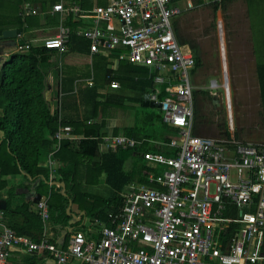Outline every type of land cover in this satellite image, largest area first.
I'll list each match as a JSON object with an SVG mask.
<instances>
[{
  "label": "built area",
  "instance_id": "built-area-1",
  "mask_svg": "<svg viewBox=\"0 0 264 264\" xmlns=\"http://www.w3.org/2000/svg\"><path fill=\"white\" fill-rule=\"evenodd\" d=\"M26 11L35 10L26 7ZM53 12L87 16L92 23L74 33L90 43V53L112 60L147 66L154 89L149 102L159 105L164 123L178 131L166 144L171 154L144 152L150 169L147 183L130 185L120 193L122 204L105 220L93 219L94 228L74 233L66 247L49 242L43 234L33 241L16 234L3 222L0 210V264L14 248L27 253L47 251L56 264H264V143H251L230 134L199 136L193 132L192 50L175 34L174 19L183 11L178 0H110L90 11L77 5ZM71 37L60 26L55 37L44 41L47 49L63 52ZM21 38V37H20ZM29 43H17L15 53ZM93 83L88 81V85ZM166 95L160 99L161 87ZM118 88L117 81L109 83ZM211 87L219 85L211 82ZM228 131L233 130L231 103L222 84ZM92 121H88L91 123ZM69 125L54 132V150L64 140L77 141ZM106 149L135 147L123 134L94 136ZM56 169H49L54 181ZM43 224L49 219L47 200L37 202Z\"/></svg>",
  "mask_w": 264,
  "mask_h": 264
},
{
  "label": "trees",
  "instance_id": "trees-1",
  "mask_svg": "<svg viewBox=\"0 0 264 264\" xmlns=\"http://www.w3.org/2000/svg\"><path fill=\"white\" fill-rule=\"evenodd\" d=\"M228 2L230 0H213L214 11L218 8L224 10ZM78 7L83 10L82 4ZM72 21V16H68L65 21V25L67 24L71 30V37L68 47L63 52L57 54L56 49H47L44 46V39L46 38L40 39L35 44L29 43L30 49L28 51L13 53L9 56L8 62L2 67L0 82V191L8 187V177L11 175L26 174L31 178L40 180L39 190L49 196V217L53 227H56L55 229L67 225L69 216L66 209L69 201L72 204H77L90 219L105 220L108 213L117 211L121 206L122 197L120 193L123 192L125 185L130 182L147 183L148 169L139 153L151 150L164 154L172 153L170 148L152 146L147 143L138 147L136 152L115 149L99 155L98 140L91 138L97 136L104 127L111 109L125 107L123 104L126 101L142 104L143 96L154 89L153 76L156 72L147 66L120 61L117 68L113 70L112 60L102 55L96 56L89 68L93 71L94 85L92 84L93 86L90 88H84L79 93L83 99L84 115L64 118L60 116L58 111L51 113L49 102L44 95V90L48 86L46 82L48 72L53 69L61 71V92H63L66 84V77L62 76V73L66 71L58 64V56H63L67 48L69 51L75 50L84 54L90 52L89 41L76 36L74 33L77 27L87 24H81V21L78 20L75 25ZM16 23L22 24V20L17 18ZM174 26L178 41L184 43L176 23ZM190 47L195 58V66L191 70L194 72L200 66L201 59L194 43H191ZM88 71L86 76L90 74V70ZM67 80V85L73 86L74 77L67 75ZM112 80L119 81L124 90L135 92L136 97L130 98L120 90L108 89L105 93L100 92V89L106 88ZM164 88L165 85L161 87L160 99L166 95ZM197 93L198 91H193L194 134L197 133V127L200 124ZM142 112L145 119L144 124L136 123L132 128H127L126 135L137 139L152 138L167 141L168 138L165 135L158 137L144 127V125L152 127L151 121L154 117L161 123V127H165L169 131H165L169 135L178 131L176 127L162 122V114L161 116L154 115L147 109L142 110ZM92 120H96V122L92 123ZM88 121L92 122L88 123ZM66 124L72 127L75 135L83 138L77 141H62L53 155V158L59 163L54 181L63 182L65 188V195H63L61 188L55 185L49 188L45 184L44 181L49 180V170L39 166V159L42 151L51 150L55 144L53 135L59 125ZM153 131L157 133L156 130L153 129ZM132 153L135 154L133 166L135 170L127 172L124 170V165L126 160L133 155ZM87 174L90 175V178L86 176ZM102 176H104L103 181L114 192L112 197L108 199L90 194L84 185L88 181L90 184H97L102 180ZM53 197L55 200L51 201ZM3 213L8 219L7 226L12 228L16 234L27 236L33 241L39 240L43 235L41 218L37 212L30 209L28 204L20 206L19 209H14L8 203ZM12 213L24 215V222L28 224V227L12 224Z\"/></svg>",
  "mask_w": 264,
  "mask_h": 264
},
{
  "label": "crops",
  "instance_id": "crops-1",
  "mask_svg": "<svg viewBox=\"0 0 264 264\" xmlns=\"http://www.w3.org/2000/svg\"><path fill=\"white\" fill-rule=\"evenodd\" d=\"M109 1L110 0H0V33L3 32L4 30L16 29V36L13 39H4L3 42L2 41L0 42L2 44L3 43L5 44L7 42H11L10 40L15 41L14 46L5 48L3 50V55H2L3 61L0 62V68H1L0 82H1V71H2V67L6 63V58H9L10 55L15 53L14 48L18 42L35 44L38 43L42 38L48 39L55 37L60 26L62 25L67 26V24L65 25V21L68 16H72L73 19L72 22L74 23L78 22V20L81 21L80 22L81 24L90 25L92 23V18L91 16H89L90 15L89 13L86 14L87 16H84L82 14L75 15L72 12H67L66 14L64 13L62 15L60 13L52 11L54 5L62 3L64 7H71L72 5L79 6L80 4H82L83 7L81 8H83V10L90 11L96 6H104V4H108ZM198 1L201 2L203 0H198ZM187 2L190 3L191 0H178V3L183 7V11L186 9L185 4ZM248 3H249L248 0H230V2H228L225 5L224 10L218 8L215 11L217 12L218 10H220L221 13L223 14V17L228 18L229 6L230 5L235 6L234 10L231 12V14L233 15L232 23H234L235 25H233V27L231 28L232 33L228 34L229 41H233V43L230 47L228 46L226 47V43L224 42L223 39L225 35L221 21L219 24L222 29L221 34L223 35L220 44L221 72L219 74L210 69L208 72L209 76L207 80H209L210 82L215 81L219 85V87H222L223 82L225 87V83H226L227 87L225 88L227 89V95L229 100L228 104L231 103V109H232L231 114L233 116V130L228 131V126L226 125V117H227V113H226L225 122L222 123L223 125L221 127V130L215 137H218L219 135L226 133L230 135L232 134L235 137L240 138L241 140L248 141L251 143H264V38H259L257 42L255 41V37H254L255 35H264V15L261 12L255 13L258 16L256 17L257 20L256 26L262 30V32H260L257 29V34H256L253 25L250 24L251 22L247 7ZM27 6L30 9L35 10V12L26 11ZM17 18H20L22 20V24L16 23ZM259 22L262 24H258ZM174 23H176V26L180 34L179 25L175 21V19H174ZM180 36L184 40L183 41L184 43L181 44H185L191 49L190 47L191 43L187 41L181 34ZM232 37L235 38L231 39ZM68 44L66 47H68ZM68 52L70 53L69 55L70 57L67 63L65 64V68L61 65L63 69H65L64 71L68 72V73L66 72L62 73L63 74L62 76L64 78L66 77V84L64 85L63 92H61V78H62L61 71H58L56 69H53L48 72L47 81H46L48 86L44 90V95L47 101L49 102L48 104L51 113L58 111L60 116L64 118H72L80 114L82 116L84 115L83 99L79 93L84 88L86 87L90 88L91 86L94 85L93 71L92 69H87V66H85V64H87L88 62L90 68V66L92 65V61H94L96 56H100V54H91L90 52L84 54V53L76 52L75 50L69 51V48H67L65 54ZM71 52L74 55L71 56ZM117 64L112 66L113 70L117 68L118 66ZM200 69L202 70L201 63L200 66L197 69H195L194 72H191L192 75L194 76L195 73L196 74L198 73L201 76ZM88 70H90V74H87L86 76L85 74L89 72ZM67 75L74 77L73 86L67 85L68 83ZM213 77H217V79H214ZM89 80L92 81L93 85L91 86L88 85ZM207 80L206 79L203 80V83H200L198 89L195 90L198 91L197 97L200 100L204 99V101H206L205 99L209 98V102L211 103L213 108L219 107L223 103L221 96L219 94L221 93L223 98V91L218 93L217 90L221 88L219 87L213 88L211 87V85L209 87L204 86ZM117 82L119 84L118 88H111L108 85L106 88L100 89V92L105 93L108 89L120 90L130 98L136 97L135 92H132L131 90L129 91L124 90L123 88H121L119 81ZM237 83H240L242 85L238 87ZM192 85L194 91V82H192ZM148 94L149 93H146L145 95ZM234 95H240L243 99L242 105L240 106L241 109H238V111L236 112L233 108L231 101V98ZM144 96L142 98V104H141L143 108L144 107L146 109L157 108L152 106H144L143 105ZM252 98L256 99V103H254L252 106H250V101H244V100H251ZM133 103L136 102L126 101L123 104V106L125 107L111 109L110 116L106 119L104 127L100 130L97 136H103L107 134H112V135L123 134L128 138H132L138 142V144L135 147L128 149L115 148V149H121L127 151L129 150L131 152H136V149L138 147L145 145L147 143L152 146L158 145L169 149V147L166 144L168 143L169 137L171 135H169V133H166L164 131V129L161 127V123L158 126H156V124H153L154 121L153 119L155 117L151 121L152 127L147 125H144V127L148 128L151 134L157 135L158 137L165 135L168 138L167 141H160V139L154 140L152 138L137 139L126 135L125 132L127 128H132L136 123L140 124L141 118H143V112L141 110V112H137L135 114V116H137V119H135L134 114L131 112L132 110L131 104ZM245 107L251 109L247 111L246 109H244ZM151 113H153L154 115L161 116L160 110H158V112L156 113L154 112ZM201 115L202 114H200V119L202 120ZM132 116L134 118H132ZM156 120L158 121V119ZM92 121H93L92 123L96 122V120L95 121L92 120ZM201 125L202 124L200 122L198 126ZM153 129L156 130L157 133H154ZM254 133H257V135ZM196 135H198V133H196ZM54 149L55 148L53 145L51 150L49 149L42 151L39 159V166L43 168H47L48 170L51 167L57 169L59 163L55 158H53V155L57 151V150L55 151ZM115 149H106L105 146H100L98 140L99 155H103L107 152L114 151ZM150 152H152V150ZM143 153L144 152L139 153L142 159H143L142 156ZM132 154L133 155L126 160L124 165V170L127 172L128 171L131 172L135 170L133 168L135 164V154L134 153ZM145 167L148 169L147 171L148 174L150 169L147 167L146 164ZM86 176H88V174ZM88 177L90 178V175ZM31 179L33 182V186L29 184L26 185V182H28V176L26 174H22L21 176L11 175L8 177V181H9L8 187L0 191V200L5 201V209L7 208L8 203L14 209H19L20 206L22 207L24 204L25 205L28 204L31 210L37 212L36 205L38 201L34 202L33 200L35 196L33 197L28 195L31 191H35L36 194H40L41 195L40 200L46 199L48 203L49 200V196H47L48 194H46L45 192L42 193L41 190H39L40 180L34 178ZM103 179L104 176H102V180L99 183L103 182L104 184H106L103 181ZM41 180L43 181L44 179L42 178ZM44 182L45 184H47L49 188L53 185V183L50 180ZM99 183L90 184L88 181L84 185L86 186V189L87 186L88 187L92 186L94 188L93 192L96 193L95 188L99 187L100 185ZM57 184H59V182H57ZM130 185H138V183L130 182L124 186V189L122 191L127 190ZM107 186L111 189L109 191L112 194L107 197L101 196L102 198L105 199L112 197L114 193L113 189L109 185ZM24 190H26V192ZM87 190L89 191V189ZM63 195H65V193H63ZM97 195H99L98 190H97ZM71 214H73L74 216H81V220L76 221L73 224L70 223V221L73 220ZM67 215L69 216V220L67 225L65 226L58 227L57 229H55L56 227H53L50 221V217L45 222V224H43V234L47 235L49 242L56 244L59 247L61 246L63 248L66 247L68 240L74 233L84 232L85 234H87V230L89 228H94V225L92 224L93 220L87 217L85 215V211L80 209L77 204L71 203L70 210L69 212L67 211ZM100 220H104V219H100ZM3 222L7 226L8 219L5 217V215ZM11 223L14 225L28 227V224L24 222V215L20 213H12ZM5 264H56V260L53 255H51L50 253L44 250L37 251L34 253H27L21 250V248H14L11 251ZM70 264H77V263L73 261Z\"/></svg>",
  "mask_w": 264,
  "mask_h": 264
},
{
  "label": "rangeland",
  "instance_id": "rangeland-1",
  "mask_svg": "<svg viewBox=\"0 0 264 264\" xmlns=\"http://www.w3.org/2000/svg\"><path fill=\"white\" fill-rule=\"evenodd\" d=\"M248 11H249V17H250V24L253 25L254 30L257 34V29L262 32L261 29H259L256 26V17H258L255 13L261 12L264 15V0H248ZM190 4V5H189ZM186 9L175 18V21L179 25L180 34L190 43H194L197 53L201 57V67L202 70L200 71L201 76L197 73L196 76L190 74V77L192 78V82H194V90L198 89L200 86V83H203V80L208 79V72L211 69L212 71H215L216 73L221 72V56H220V44H221V38H222V29L220 27V22L222 21L223 31H224V42L226 43V47H230L233 43V41H229L228 34H231V28L233 25H235L233 22V15L231 12L234 10L235 6L230 5L228 10V18L223 17V14L220 10L217 12L213 9V3L212 0H203L199 2L198 0H191V2H187L185 4ZM227 14V13H226ZM263 21V20H262ZM262 24V23H258ZM230 29V31H229ZM255 41L258 42L259 38H264V35H255ZM235 37H232L233 39ZM229 51V50H228ZM59 53V52H57ZM60 54V53H59ZM70 53H66L63 56H58V64L62 65L65 68V64L67 63ZM74 55L71 52V56ZM9 58H6V62H8ZM87 66V69H89V63L85 64ZM62 68V67H61ZM214 79H217V77H213ZM211 79V78H210ZM222 82V81H221ZM211 85V82L207 80L206 84L204 86L209 87ZM232 85V83H231ZM238 87L242 84L237 83ZM221 89H218L217 92L220 93L223 91L222 87H219ZM205 89V88H204ZM203 89V90H204ZM214 90V89H213ZM222 97V94H219ZM206 101L198 99L199 104V111L201 115L202 120L200 119L201 126H198L197 133L201 136H207V137H215L221 130L222 123L225 122V105L222 103L221 106L213 108L211 103L209 102V99H205ZM233 108L236 111L238 109H241L240 106L242 105L243 99L240 95H234L231 98ZM244 101H250V106H252L254 103H256V99L252 98L251 100H244ZM132 110L131 112L134 114L135 119H137V116L135 114L137 112H141V110L146 109L145 107L139 103H133L131 104ZM239 106V107H238ZM247 111H249L251 108L245 107ZM159 109L157 108H147L148 112H158ZM132 116V118H134ZM153 124H156V126L160 125V123L154 118ZM138 121V120H137ZM145 119L141 118L140 124H144ZM254 126V124H253ZM164 131L169 132L165 127H162ZM253 132V131H252ZM255 132V131H254ZM257 135V133H254ZM170 135L174 136L173 133H170ZM81 181V179H80ZM99 187L95 188L96 193L93 192V187L87 186V189H89V193L94 196H103L107 197L111 195L109 190H111L106 184L103 182L99 183ZM107 186V187H106ZM97 190L98 194L97 195ZM96 194V195H95ZM55 200V198H51V201ZM100 206V205H98Z\"/></svg>",
  "mask_w": 264,
  "mask_h": 264
},
{
  "label": "water",
  "instance_id": "water-1",
  "mask_svg": "<svg viewBox=\"0 0 264 264\" xmlns=\"http://www.w3.org/2000/svg\"><path fill=\"white\" fill-rule=\"evenodd\" d=\"M15 36H16V29L4 30L3 32L0 33V42L1 41L3 42L4 39H13ZM10 41L11 42H7L5 44L4 43L3 44L0 43V62L3 61V59H2L3 58L2 57L3 50L5 48H8V47H11V46H14L15 45V41L14 40H10ZM216 102H217V100H216ZM143 105L144 106H152V107L159 108V105H156L153 102H149L148 95H145L144 96ZM28 184L31 185V186H33V182H32V179H31L30 176H28V182H26V185H28ZM59 185L61 187L62 193H64V184H63V182H59ZM24 191L26 192V190H24ZM28 195L33 196V197L35 196L34 197V200H33L34 202H37V201H39L41 199V195L40 194H36L35 191H31ZM71 203L72 202L70 201L69 202V205H68V208H67V211L68 212L70 210ZM0 209L1 210H4L5 209V201L4 200H0ZM71 216H72L73 220L70 221V223H72V224L75 223L76 221L81 220V216H74L73 214H71Z\"/></svg>",
  "mask_w": 264,
  "mask_h": 264
},
{
  "label": "bare ground",
  "instance_id": "bare-ground-1",
  "mask_svg": "<svg viewBox=\"0 0 264 264\" xmlns=\"http://www.w3.org/2000/svg\"><path fill=\"white\" fill-rule=\"evenodd\" d=\"M225 87H227V86H226V83H225ZM228 101H229V100H228Z\"/></svg>",
  "mask_w": 264,
  "mask_h": 264
},
{
  "label": "flooded vegetation",
  "instance_id": "flooded-vegetation-1",
  "mask_svg": "<svg viewBox=\"0 0 264 264\" xmlns=\"http://www.w3.org/2000/svg\"><path fill=\"white\" fill-rule=\"evenodd\" d=\"M223 125V124H222ZM222 127V126H221Z\"/></svg>",
  "mask_w": 264,
  "mask_h": 264
}]
</instances>
